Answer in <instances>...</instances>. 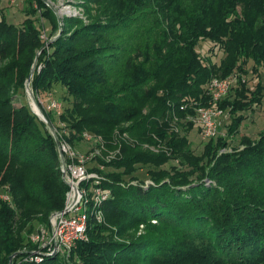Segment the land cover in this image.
<instances>
[{
  "label": "trees",
  "instance_id": "16d2710c",
  "mask_svg": "<svg viewBox=\"0 0 264 264\" xmlns=\"http://www.w3.org/2000/svg\"><path fill=\"white\" fill-rule=\"evenodd\" d=\"M160 2L108 1L112 17L108 35L132 25L136 20L130 17L132 13L160 12L154 44L146 48L147 60L125 59L124 68L132 73L123 78L108 74V88L99 80L104 73L98 56L107 43L109 49L117 45L111 44L115 35L105 37L107 26L99 21L79 25L70 35L54 39L42 50L44 67L32 77L31 90L41 102L42 93L54 85L64 88L65 104L61 103L59 113L45 107L42 112L73 148L80 146L77 132L88 129L108 138L113 126L135 118L129 129L134 137L148 142H154L152 134L165 137L172 150L169 156L123 146L122 155L111 164L124 169L107 173L103 184L110 195L97 204L106 221L117 228L106 234L108 239L99 235L79 242L73 257L82 264H264V130L255 139L242 136L243 142L255 143L244 151L218 154L228 135L240 133L246 116L236 114L255 110L264 100V0H167L151 8ZM50 13L42 11V18L48 19L53 32L56 24ZM202 41H210L211 51L219 47L224 52L219 63L203 59L198 49ZM42 46L34 19L25 18L19 25L4 17L0 20V195L9 197L8 201L0 198V264H8L9 256L25 246L26 234L47 224L50 214L65 204L67 185L61 178L53 136L27 104H15L35 51ZM117 50L127 51L124 46ZM120 53L108 58V69L111 63L122 64ZM234 71L235 86L225 98L213 101L207 95L208 84ZM254 73L257 82L250 86L244 75ZM156 92L163 95L158 100ZM185 96L194 98V109L200 103V107L222 108L227 115L232 112L225 132L210 138L201 154L195 153L185 137L169 135L164 124L151 118L164 100ZM152 102L156 103L141 115ZM177 110L184 113L178 106ZM64 121L67 127L60 125ZM170 159H179V165H167ZM211 161L215 164L205 175ZM135 164L146 165L153 185L142 186L141 176L133 173ZM205 176L219 182L218 186L205 187L201 183ZM132 179L138 182L131 183ZM89 223L98 225L90 216ZM139 225L144 229L137 235L131 230ZM112 235L123 241L113 240ZM20 256L13 258V264H37L19 261ZM54 261L46 258L42 264Z\"/></svg>",
  "mask_w": 264,
  "mask_h": 264
},
{
  "label": "rangeland",
  "instance_id": "374dc122",
  "mask_svg": "<svg viewBox=\"0 0 264 264\" xmlns=\"http://www.w3.org/2000/svg\"><path fill=\"white\" fill-rule=\"evenodd\" d=\"M27 1L28 0H0V20H2L4 17L5 21L12 23L14 25L21 24L23 19L25 18L26 19L32 18L35 21H37V24L40 27V38L43 41L42 47H44L43 48L44 50L48 49L49 44L54 39L58 38L63 33L64 35H70L71 32L74 29H76L79 25H87L90 22L99 21L101 25L105 24L107 26L104 35L105 37H107V39L108 37H114L115 35L114 41L112 40L114 43L112 42L111 44L117 46H115V48L109 49L107 43L106 47L100 51V54L98 56L101 61L98 64H101L100 67H102L99 69H102L101 71L104 73L103 76H100L99 80H103V83L101 85H103L106 88H108V79L110 76H117L123 78L132 73L130 71L125 70L124 68L125 59L129 60L135 57L138 61L147 60L145 59V56H148V54H146V48L152 47L155 41L154 40L155 36L157 35V29H156L157 23L155 19L157 18V16L160 15V12H158V10L149 11L142 15L132 13L130 14V17L136 19L131 22L132 25L128 26L126 30L124 29L121 32L119 31L108 35V20L112 19V17H110V13L108 12L109 0H32V2L30 3L29 1L28 2ZM123 1L125 2L126 0ZM165 1L167 0H161L159 4H153L151 8H156L158 5L159 7H161V4H163V2ZM39 2L41 3L40 5L41 7L39 6ZM131 2H133V0H129V3ZM144 8H146V6H144ZM43 9L44 10L49 9V11L51 12L49 14V17L51 15L52 17L51 21L54 24H56V27L53 32L50 31V24L48 22V19L46 17L42 18V11H44ZM27 10L31 11V15L26 14ZM34 10L36 13L34 12ZM37 16L39 18H36ZM145 42H147L148 44ZM96 45H100V44H96ZM121 46H124L126 48L127 51L125 53L122 52L120 53L117 50V48ZM210 48H211L210 41H202L198 46V49L201 52V56L205 61L207 62L214 61L219 63L225 55L224 52L219 47H215L212 51L210 50ZM40 49H37L35 51L34 60L36 56H37V60L34 66L33 75L44 67V63L42 62L43 49L42 50ZM108 52H109V56H108ZM114 53H118V54L120 53L121 55H123V59H122L123 62L120 65H116V64L114 65L111 63L109 64V69H108V58L111 57V59H113V57L115 56ZM233 73H235V71L225 75L224 77H231ZM108 74H110L109 77ZM255 76L257 77L256 73H254V75H244V78L246 79L249 78L250 86H253L254 83L257 82ZM262 80L264 82V76H262ZM30 88H32L31 84H30ZM20 93L21 95H18L17 97L18 100L15 101V104L25 103L31 109L32 108L31 100L25 88V84H24V89ZM233 93L234 92L232 91V94ZM42 94H44V97L42 98L43 102H41L40 98L38 99V97L36 98L34 95L36 103L42 111H44L43 107L47 108L46 107L47 104H49L52 100L59 101L60 104L62 103L63 106L65 104V102H63V98H65L64 96L66 95V92L64 88H62L60 85H54L50 90H47ZM207 95H209L208 91H207ZM154 96H156L158 100L163 95L161 94V92L158 93L156 92L154 93ZM193 99L194 98L191 96L180 97L178 101L175 100L176 102L171 99H166L163 102L164 106H162L161 110L158 113L151 115V118L152 121L156 120L158 123L160 122L164 124L165 131H167L169 135L178 134L180 137H185L188 140L189 146H191L194 149L195 153L201 154L205 149V145L210 141V139H205L202 136L200 125L196 122L197 121L196 108L200 107V103L198 107L195 108L196 109L195 110L194 107L196 106L195 105L196 102L193 101ZM208 102L210 103V99L208 100ZM154 103L156 102H152L149 105L143 107L141 111V115H146L148 113V109ZM177 106L184 113L178 112ZM192 110L194 111L193 113H188ZM161 111L162 112L164 111V113L162 116H159L162 113ZM231 113L232 112H230V114ZM230 114L227 115V118L224 120L225 125L221 127V131L219 130L218 135L224 133L227 125H229L228 123L231 122V119H229ZM240 114L246 116L245 120L242 122L239 128L240 133L238 135L231 134L228 135L226 139L224 138L227 141V144L219 149V153H218L219 155H234L244 151L246 147L250 145H254L255 143L243 142L241 139L242 136L249 135L255 139L258 138L260 132L264 130V100L262 106L252 111L249 110V111L238 112L236 115H240ZM133 121H135V118H130L128 120L121 121L117 126H113L109 131L108 138H105L100 134H96L88 129H84L81 132L76 133L75 137L76 138L79 137L80 146L76 147L75 149L83 153L87 157V167L91 172L95 173L99 178L100 189L104 190L103 193H106L105 200L110 195V189L104 187L103 184L105 180H108L109 176H107V173L119 172L124 169V168H117L116 166L111 164L112 159L122 155L123 146L129 145L131 147H134L135 150L140 149L141 151H148L151 153H158L160 151H163L167 155L169 156L171 155L172 150L165 143L167 141L165 137L161 139L155 136L154 134H152L151 137L154 142L140 141L136 137H134V135L129 131L130 127L133 124ZM66 123L67 122L64 121L60 123V125L63 127H67L68 123L67 124ZM83 133H87L89 135V139H85L83 137ZM216 138L217 137H215V139ZM169 163H172V165L173 164L179 165L180 161L179 159H170L166 164L170 165ZM211 164L212 161L206 166L205 175L209 174L211 167L215 163L213 162V165ZM135 167L137 168L133 173H137L138 175L141 176L139 179H141L142 182L144 181L142 186L145 188L150 185H153L151 183L152 180L149 178L147 174L148 168L146 167V165L135 164ZM135 181L136 179H132L131 183L135 184L138 182ZM201 183L205 187H217L219 182L205 176L204 179L201 181ZM95 194L96 193H94L93 190L89 192L87 207H88L90 220H93L95 223H97L98 224L97 227H91V224L89 223V219H88L85 239L75 242L70 247L68 254H63L62 252H60V250H57L52 254H48L47 256H42L41 261L36 262L37 264H42L44 260H46V258H52V261L55 260L54 261L55 264H82L80 263L81 260L78 257L76 256L73 257V251L76 249L78 243L83 241L85 242L88 240V238L92 239L98 237L99 235H101L103 239V235L107 237L106 234L110 233L111 235V233L115 231L117 226H112L111 224H109L108 220L106 221V217L104 216V211H102L101 209L99 210V207L95 205V198H96ZM49 221L50 218L48 219L47 222L48 224L41 223L40 225H37V227H35V229L32 232H34L36 229L40 227L49 229V224H50ZM151 222L155 223L153 221ZM88 229H89V233H88ZM143 229H144L143 225H139L137 229L131 231L133 233L137 232V235H139L140 233H142ZM31 233L26 234L27 238L22 244L25 246H22L23 247L22 249L16 251L19 252L18 255H21L19 261L34 258V255L36 254L35 251L38 249V244L31 240V236H30ZM112 239L116 241H123L122 238H119L118 236L115 235L114 236L112 235ZM104 246H106V243H102V247ZM87 256L88 253H86V256L82 254V259H85ZM12 260L11 262H8V264H13Z\"/></svg>",
  "mask_w": 264,
  "mask_h": 264
},
{
  "label": "built area",
  "instance_id": "2783aa9c",
  "mask_svg": "<svg viewBox=\"0 0 264 264\" xmlns=\"http://www.w3.org/2000/svg\"><path fill=\"white\" fill-rule=\"evenodd\" d=\"M237 81V75L215 77L207 86L208 94L213 101H220L229 94ZM46 107L57 113L61 110L59 101L52 100ZM226 118L227 114L222 108L213 105L197 108L196 122L200 125L202 136L205 139L217 136ZM54 130L59 139L61 151L60 155L57 148L61 178L67 185L65 204L61 210L50 214L49 229L40 227L31 233V240L38 244V249L35 251L34 258L25 259L28 261L39 262L42 256H47L57 250L68 254L75 242L85 239L89 219L87 207L89 192L93 190L96 193L95 205L106 197L104 190L100 189L99 178L87 167V157L73 148L64 138H60L56 129ZM83 137L89 139L87 133H83ZM0 198L3 201L9 200L6 193L1 194ZM152 221L155 222V220Z\"/></svg>",
  "mask_w": 264,
  "mask_h": 264
},
{
  "label": "water",
  "instance_id": "95a60500",
  "mask_svg": "<svg viewBox=\"0 0 264 264\" xmlns=\"http://www.w3.org/2000/svg\"><path fill=\"white\" fill-rule=\"evenodd\" d=\"M43 48H44V47H41L40 50H42ZM37 55H38V54H37ZM36 60H37V56H36V58H35V60H34V63H33V66H32V68H31V71H30V73H29V75H28V78H27L26 81H25V88H26L28 94L30 93V96L32 97V99H33L35 102H36V100H35V97H34V94H33L32 90H31V88H30V83H31V80H32V75H33V70H34V66H35ZM36 105H37V103H36ZM37 108H38V112L35 111L33 108H31V109H32V111L38 116V118H39L40 120H42V121L47 125V128L49 129L50 133L52 134L53 139H54L55 144H56V147L59 149V152H60V155H61V151H60V148H59V139H58V137H57V134H56V132H55L53 126H52L51 123L46 119L44 113L42 112V110L39 108L38 105H37ZM18 254H19V252H15V253H13L12 255H10V257H9V262H11V260L13 259V257H15V256L18 255Z\"/></svg>",
  "mask_w": 264,
  "mask_h": 264
},
{
  "label": "bare ground",
  "instance_id": "6f19581e",
  "mask_svg": "<svg viewBox=\"0 0 264 264\" xmlns=\"http://www.w3.org/2000/svg\"><path fill=\"white\" fill-rule=\"evenodd\" d=\"M29 96H30V93H29ZM30 100H31V106L32 108L38 112V108H37V105H36V102L32 99V97L30 96Z\"/></svg>",
  "mask_w": 264,
  "mask_h": 264
}]
</instances>
